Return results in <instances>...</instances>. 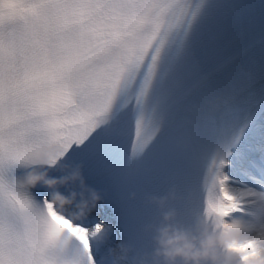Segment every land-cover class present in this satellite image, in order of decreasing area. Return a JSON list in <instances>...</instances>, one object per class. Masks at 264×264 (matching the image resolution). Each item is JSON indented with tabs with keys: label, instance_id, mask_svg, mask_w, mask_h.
<instances>
[{
	"label": "snow or ice",
	"instance_id": "snow-or-ice-1",
	"mask_svg": "<svg viewBox=\"0 0 264 264\" xmlns=\"http://www.w3.org/2000/svg\"><path fill=\"white\" fill-rule=\"evenodd\" d=\"M43 145L63 149L50 176L104 194L94 211L17 185ZM170 187L182 223L239 217L241 251L264 249V0H0V264H115L114 195L150 251L143 197Z\"/></svg>",
	"mask_w": 264,
	"mask_h": 264
},
{
	"label": "clouds",
	"instance_id": "clouds-1",
	"mask_svg": "<svg viewBox=\"0 0 264 264\" xmlns=\"http://www.w3.org/2000/svg\"><path fill=\"white\" fill-rule=\"evenodd\" d=\"M62 151L59 146L36 148L32 155L38 167L18 176L16 183L24 189L43 185L58 210L80 219L95 210L104 194L87 185L78 167L64 169L60 177L50 176L46 168L49 155H59ZM70 184H79L82 191L65 194L60 190ZM127 199H137V193L129 192ZM143 199L157 213L154 221L143 226V231L151 236V250H135L130 245L119 244L112 252L115 264H264V249L241 251V246L253 235V227L245 219L209 221L198 215L191 225H185L173 206L177 199L175 187L163 194L145 193Z\"/></svg>",
	"mask_w": 264,
	"mask_h": 264
}]
</instances>
